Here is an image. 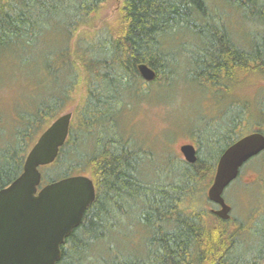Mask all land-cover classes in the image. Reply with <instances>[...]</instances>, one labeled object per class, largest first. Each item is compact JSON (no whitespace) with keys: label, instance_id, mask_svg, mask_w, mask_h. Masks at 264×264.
<instances>
[{"label":"trees","instance_id":"16d2710c","mask_svg":"<svg viewBox=\"0 0 264 264\" xmlns=\"http://www.w3.org/2000/svg\"><path fill=\"white\" fill-rule=\"evenodd\" d=\"M104 1L0 0V60L15 52L27 63L29 52L39 53L42 72L58 88L16 114L9 129L0 128V189L19 176L38 131L84 81L64 145L40 167L41 186L89 171L95 188L56 264H263L264 192L248 223L220 219L197 198L207 200L224 148L251 132L264 135V91L254 114L248 100L230 97L225 123L192 131L196 161L170 157L163 171L123 135L120 119L126 100L148 93L149 83L170 86L179 70L216 97L242 79L264 76V0H123L112 23L79 33L72 48ZM233 12L238 24L262 26L247 46L234 39ZM140 64L155 72L152 81L142 79ZM252 159L264 165V150ZM137 231L140 250L127 238ZM119 235L128 239L126 248L116 242Z\"/></svg>","mask_w":264,"mask_h":264},{"label":"rangeland","instance_id":"374dc122","mask_svg":"<svg viewBox=\"0 0 264 264\" xmlns=\"http://www.w3.org/2000/svg\"><path fill=\"white\" fill-rule=\"evenodd\" d=\"M122 4L123 0H105L96 11L92 25L81 27L72 38L70 46L72 48L75 46L79 33L89 36L95 29L112 23L119 15ZM222 7L225 8V5ZM233 14V19L228 20L234 39L241 45L247 46V40L261 31L262 26L258 22L242 20L240 21L242 25L238 24L240 17L235 15V12ZM222 18L227 20L225 16ZM244 29L247 31L244 32ZM11 53L7 52L0 60V128L4 131L9 129L16 119V114L32 109L33 105L41 100V96L54 94L58 89L56 84H53L42 72L39 53L29 52L31 59H28L27 63L18 59L15 52ZM184 77V72L179 70L178 76L170 86L164 88L158 85L159 83H149L148 93L126 100V107L120 119V130L126 138L131 137L141 148L149 151L153 158V169L166 170L165 163L170 157L183 159L180 146L193 141L195 138L193 130L204 131L213 125L225 123L222 111L232 102V96L236 97V99L232 98L233 100L239 102L248 100L249 112L252 111L254 114L255 106L262 99L264 91V76L260 74L252 78L248 77L247 80L242 79L235 84L236 86H232L230 92L221 91L219 97L212 95L208 89L198 87L194 82L186 81ZM59 82L62 85L64 80L61 79ZM84 88V81L77 85L60 112L43 124L34 142L57 116L67 112L74 113L85 92ZM254 160L246 162L241 167L237 180L232 181L223 192V198L231 206V216L235 221L250 222L253 216L256 217L255 211L263 199L264 165ZM173 166L171 163V168ZM169 170L171 171L167 169ZM176 171L177 166L174 172ZM89 174L88 171L86 175ZM208 187L205 191V199H207ZM197 201L202 202L208 209L214 206L208 199L204 203L200 193ZM140 236L141 233L137 231L132 233L131 237H127L135 245L134 250H140L138 248L141 244ZM127 238L119 235L116 242L126 248Z\"/></svg>","mask_w":264,"mask_h":264},{"label":"water","instance_id":"95a60500","mask_svg":"<svg viewBox=\"0 0 264 264\" xmlns=\"http://www.w3.org/2000/svg\"><path fill=\"white\" fill-rule=\"evenodd\" d=\"M144 81L155 72L145 64L138 67ZM72 117H56L37 137L24 159L23 170L0 189V264H56L61 246L76 228L95 199L93 181L85 175L65 177L41 186L39 168L51 164L64 145ZM264 150V135L252 132L229 145L220 155L207 189V199L218 208L220 219L230 218L231 207L223 198L225 188L237 178L241 167ZM183 160L197 159L193 144L180 146Z\"/></svg>","mask_w":264,"mask_h":264},{"label":"flooded vegetation","instance_id":"af4514ba","mask_svg":"<svg viewBox=\"0 0 264 264\" xmlns=\"http://www.w3.org/2000/svg\"><path fill=\"white\" fill-rule=\"evenodd\" d=\"M191 144L194 145L195 150H196V154H197V151H198V147H197V145H196L193 141L191 142ZM226 148H227V147H226ZM226 148H224L223 151H224ZM223 151H222V152H223ZM222 152L218 154L219 157H220V155L222 154ZM219 157H218V158H219ZM213 205H214L213 208H210V209H209L212 213H213V210H216V209L218 208V206H217L216 204H213ZM230 207H231V206H230ZM231 211H232V208H231ZM231 211H230V218H229V219H232Z\"/></svg>","mask_w":264,"mask_h":264},{"label":"bare ground","instance_id":"6f19581e","mask_svg":"<svg viewBox=\"0 0 264 264\" xmlns=\"http://www.w3.org/2000/svg\"><path fill=\"white\" fill-rule=\"evenodd\" d=\"M244 108V107H243ZM259 118V117H258Z\"/></svg>","mask_w":264,"mask_h":264}]
</instances>
